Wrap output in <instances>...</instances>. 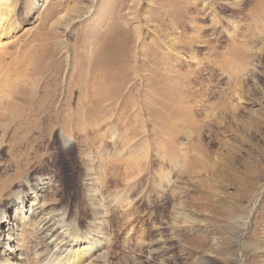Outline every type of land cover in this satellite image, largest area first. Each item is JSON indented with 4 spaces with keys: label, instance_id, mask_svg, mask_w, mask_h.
<instances>
[{
    "label": "rangeland",
    "instance_id": "1",
    "mask_svg": "<svg viewBox=\"0 0 264 264\" xmlns=\"http://www.w3.org/2000/svg\"><path fill=\"white\" fill-rule=\"evenodd\" d=\"M209 1L187 0L199 10L187 19L180 0H38L28 14L18 2L8 17L12 26L0 32V120L19 116L11 97L23 90L34 89L36 111L53 103L45 93L54 84L72 112L81 113L92 96L97 112L54 123L35 154H7L8 137L0 132V192L6 197L0 216L7 209L15 235L21 229L10 192L26 177H38L46 182L38 208L59 213L55 217L97 243L85 264H264V7L253 10L256 0H220L228 8L215 9ZM233 6L237 11L229 10ZM51 24L61 67L35 79L36 49ZM111 26L116 39L126 32L118 64L83 65L86 72L77 78L79 60L96 57L95 40L110 38ZM74 82L88 87L81 108L78 92L68 89ZM35 158L51 161L52 168L28 167ZM84 205L90 211L78 225ZM8 228L0 219V241L14 235ZM30 234L28 251L17 254L25 264L59 262L70 249L51 257L50 245L48 259L37 262L34 253L45 239ZM5 248L0 264L8 263Z\"/></svg>",
    "mask_w": 264,
    "mask_h": 264
},
{
    "label": "bare ground",
    "instance_id": "2",
    "mask_svg": "<svg viewBox=\"0 0 264 264\" xmlns=\"http://www.w3.org/2000/svg\"><path fill=\"white\" fill-rule=\"evenodd\" d=\"M256 1H257V3L253 6V10H257L261 7H264V0H256ZM18 2L21 3L20 7H19L21 12L28 14L36 6V3H38V0H35V1L34 0H23L21 2L18 0H13V1L12 0H0V32L3 30L4 26H6V25L7 26L9 25V27L12 26V24L11 25L9 24L11 22V19L9 18L10 19L9 20L8 17L12 14V12H15V8H16ZM180 3L182 6L181 9L183 11H182V13H181L180 9H179V11H180L181 15L182 14L184 15L185 19H187L188 17L192 18V16L195 14V12L197 14L199 13L197 6L193 5L191 2L190 3L192 5H190L189 2L187 3V0L184 2H182L180 0ZM210 3H211V5L213 4L215 9L228 8L226 6L227 3H226V5H223V3L220 0H217V1L211 0ZM176 4H178V2ZM243 6H244L243 3L236 5V7L238 9L240 7H243ZM231 9L236 10V8H234V6L229 8V10H231ZM192 10H193V12H192ZM50 12H51V7H47L46 10H44L42 12V14L40 16L42 26L46 25V20H47L46 16ZM194 18H193V20H194ZM195 20H196V18H195ZM55 23L59 24L60 21L56 20ZM181 23H180V26H183L185 24V23H182V24ZM53 24H51V26H49L47 28V30L43 33V37L41 36L42 39H40L39 45L36 49L37 55H36L34 63L32 64L33 65L32 74L35 75V72L38 74L37 78H35V79H39V77H40V79L43 80L45 75L51 69L59 70V68L61 67L60 62L57 60L55 61V57L58 53V51L56 49L58 47V45H57V41H56L57 33H55V31L53 29ZM112 26H111V28H112ZM117 26H118V24H117ZM11 30L13 31V29H11ZM116 32H117L116 28L113 27L110 30V33H111L110 38H108V36L105 37L104 35L98 36L96 38L95 47H98V49H96L97 51L95 52L96 57H94V59L91 58V59H93L92 61L86 60V58H85L86 56L83 57L82 61L79 60V64L81 66L77 69V70H80L79 74H76L77 78H81L80 76L86 72V69H84L83 65L88 64L89 69H90V67L92 69H95V68H108L109 66H114V65L118 64L117 62L121 59V56L123 55V50L125 49L122 46L124 43L123 41H127V40H126V32H124V31L121 32L119 34V39L115 38ZM132 32H134V31H132ZM129 35L131 36V33ZM49 39H51L50 42H48L46 46H43V44H46L47 40H49ZM124 46H126V45H124ZM64 47H66V46H64ZM66 49L68 50V52L69 51L71 52L70 47L69 48L66 47ZM85 55H87V54H85ZM81 69H84V70H81ZM73 72H74V70H73ZM24 75H27V74L24 73ZM24 75H23V78H25ZM89 86H91V85H89ZM92 87H93V84H92ZM58 89H59V86L57 87V84H54V88H50L49 92L45 93L46 95H48V93H49L48 97H50V100L53 103H49L46 105L44 104L43 107L38 111L34 110L35 105H34V100H33V98H34L33 97V94H34L33 88L29 89L27 92H25L24 90L20 91L16 95H13L11 97L12 103H17V105H16L17 109L16 108L15 109L18 110L19 116L17 115L18 117L16 119H14V117L11 116L9 119H6V117H4L0 120V132L1 133L5 132V134H7L6 137H8L7 138L8 142L6 143L7 152L5 151L7 154L11 155L12 157L18 156L19 154H22V153L35 154L36 146L39 142H41V139L43 137H45L44 140L46 138H47V140L50 139V136L52 133L51 127L54 123L59 122L62 125V123H64L68 119H73V118L74 119H76V118L77 119H81V118L82 119H89L97 112V111H95L96 106H94V102H95L94 100L95 99L93 98V96L90 98V100L87 99L89 106L83 108L81 113L72 112L70 110V103H68L67 100H65V101L59 100ZM68 89L69 90L71 89L72 91L76 90L78 92V96H79L78 107L81 108L80 100L81 99L83 100V96H82L81 91H83L84 89L87 90L88 89L87 85L83 84V82L82 83L81 82L80 83L74 82L72 85H70L68 87ZM92 90H93V88H92ZM59 93H60V90H59ZM87 94H88V92H87ZM84 95H85V93H84ZM39 97H40V99L42 98L41 96H39ZM88 97H89V95H88ZM65 98H67V97H65ZM96 101H97V99H96ZM85 104H86V100H85ZM19 105H20V107H19ZM0 114H2V113H0ZM8 121H10V122H8ZM22 122L25 123L24 125L26 126V128H23L20 126L22 124ZM33 124H35L34 132L38 135V137H33V132L30 129ZM45 124H46L47 129L44 128ZM9 125H10L9 129L5 130ZM18 128H21L22 131L17 136L16 132L18 131ZM63 133H64L63 128L61 127L60 137L62 139L61 144L63 145L62 147L64 150V147H66V144H67V139H66V142H65V140H63V138H65L63 136ZM110 134H112V133H110ZM51 149L54 150L55 148L54 149L51 148ZM50 162L49 161L45 162L42 159L40 160L39 158H35V159H33V161L28 162L27 166L29 167L32 165V166L38 167L39 169L42 168L44 170H50L52 168V163H50ZM54 169H56V168H54ZM29 170H31V169L28 168L26 171H29ZM16 173H17V171H16ZM17 176L18 175L11 176L12 178L9 181L7 179V181H5V183H4V187L11 185L10 181L12 180V182H13L15 179H17ZM51 176L61 178V176L56 172H54V173L52 172ZM13 178H15V179H13ZM34 181L35 182H32L29 177H26L24 179V181L20 184V187H19L20 190L18 192H16V193L10 192L11 193L10 197L12 198V202L10 201V209L14 208L15 213H16L14 215L13 221L16 223V226L19 225V228L21 229V231H20L21 234L18 236L15 235V226L12 224V222L10 223V220H8L6 217L7 209L4 211V215L3 216L1 215L2 217L0 216V219L6 218V223L9 225V228L7 229L6 232L8 233L11 229V232L14 233V235H12V237L10 236L9 238H7L5 240H4L5 236L3 234V241H0V249L1 248L4 249V247L7 248V254H6V250H5V254L7 256L6 262H8V263H6V264H17L15 262H13L14 260L19 261L18 264H21V262H22L21 257L18 258L17 254H18V252H21V251H24V253H26L28 251V247H29L28 244H29V240H30L28 237H29V235H31L30 233L33 231L35 232V234H33V235H35V237H37V235H38V236H41L43 239H45V241H43L45 243V245L41 244L42 247L40 246L41 249H44V250H41L39 248L41 251L39 250V251L34 253L37 262L44 263L45 260L48 259L47 254L49 253V250H51L50 245H53L52 252L54 251V253L51 254L52 255L51 257L58 256L59 251H61V249L63 250V248H65V249L61 252V254H63L69 247H70V249H68L69 251L67 253L65 252L66 256L64 254V258H62V256L60 255L61 260H59V262L56 258H53V261L51 260L52 261L51 264H54V262L57 264H85V262H87L88 259L93 257V255L97 254V253L95 254V252L97 251L96 249L98 247L97 243L95 242L94 244H92L90 242L91 240L88 241L87 238H84L83 237L84 235L82 236L78 232L79 230H77V228H75V227L69 228V226L71 224H69V223L66 224L64 221V217H59V218L55 217V216L59 215V213H56V212L45 213L44 208H43L44 207L43 204H42V206L39 207L41 210L39 211V213L37 215V219H35L34 218V212H36V210L39 209L37 206L38 201L42 197L41 190L44 187V185L46 184V182L42 181L41 178L38 179V177ZM56 190H58L59 192H63L62 188L59 186ZM173 192H174V188H173ZM73 198L76 199V198H78V196L75 194V196ZM5 199H6V197H4V194L2 192H0V200L4 201ZM30 202H31V204H30ZM27 204L28 205L30 204V205L27 206ZM255 206H256V204H255ZM25 209H27V211H25ZM89 211H90L89 207L85 206V205L79 208L78 217L76 218L78 225L84 224V221H85ZM27 212H30L29 216H27ZM245 223H248V220H246ZM10 225H12V227H10ZM63 233H65L66 237L64 235H61ZM0 237H1V234H0ZM59 238L65 239L66 242L63 240H60ZM67 239H69V240L67 241ZM39 241H40V239L38 240V242ZM40 242H39L38 246L40 245ZM43 242H41V243H43ZM63 242H64V244H62ZM105 242H106V239H105ZM74 248H76V249L74 250ZM58 249H59V251H58ZM94 250H96V251L94 252ZM45 251H47V253H45ZM2 255L4 256V250H3V252L2 251L0 252V258L3 257ZM21 255L24 256L23 253ZM24 260H26V259H24ZM48 263L45 262V264H48ZM23 264H25V263H23Z\"/></svg>",
    "mask_w": 264,
    "mask_h": 264
}]
</instances>
